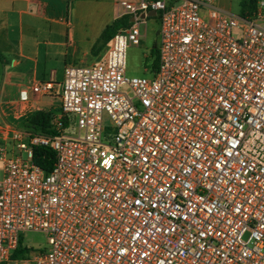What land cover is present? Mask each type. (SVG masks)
<instances>
[{
	"label": "built area",
	"instance_id": "built-area-1",
	"mask_svg": "<svg viewBox=\"0 0 264 264\" xmlns=\"http://www.w3.org/2000/svg\"><path fill=\"white\" fill-rule=\"evenodd\" d=\"M121 6L98 61L20 92L58 98L52 132L0 122V264H264V0ZM150 11L157 68L128 78ZM24 232L46 248L12 260Z\"/></svg>",
	"mask_w": 264,
	"mask_h": 264
},
{
	"label": "crops",
	"instance_id": "crops-1",
	"mask_svg": "<svg viewBox=\"0 0 264 264\" xmlns=\"http://www.w3.org/2000/svg\"><path fill=\"white\" fill-rule=\"evenodd\" d=\"M123 1L139 0H0V101L13 114L2 112L0 121H17L21 91L32 97L31 85L62 80L65 66L98 61L105 50L100 35L122 16ZM150 13L147 19L155 17ZM53 98L34 99L31 111L58 109L59 100L54 106ZM44 103L48 107L40 106Z\"/></svg>",
	"mask_w": 264,
	"mask_h": 264
},
{
	"label": "rangeland",
	"instance_id": "rangeland-1",
	"mask_svg": "<svg viewBox=\"0 0 264 264\" xmlns=\"http://www.w3.org/2000/svg\"><path fill=\"white\" fill-rule=\"evenodd\" d=\"M255 0H216V5L223 11L229 12L234 15H242L241 13L252 7V4ZM246 3V7L242 3ZM157 29L158 24L156 23V18L147 19L145 24L140 25L141 38L138 44H129L126 50V77H150L154 56L151 54V49L157 44ZM97 46L98 54H102V48ZM89 64V63H87ZM56 93L59 94L61 83V78L58 77ZM57 98H53L50 102L56 106L58 104ZM45 102H47L45 100ZM23 103L20 102L18 110L16 111L17 121L12 124L20 127L29 129L32 125L29 123V118L31 113L38 111H31L32 107L29 110L23 107ZM43 107H48L46 103L40 105ZM47 111H50L55 115L57 108H50ZM5 112L7 114L11 113V107L5 101H0V114ZM13 115V114H12ZM1 122V121H0ZM21 243L23 246L32 249H42L46 248V235L43 233H33V232H24L21 234ZM13 264V263H10Z\"/></svg>",
	"mask_w": 264,
	"mask_h": 264
},
{
	"label": "trees",
	"instance_id": "trees-1",
	"mask_svg": "<svg viewBox=\"0 0 264 264\" xmlns=\"http://www.w3.org/2000/svg\"><path fill=\"white\" fill-rule=\"evenodd\" d=\"M256 0L252 4V7L243 11L241 14H249L254 8H255ZM243 6L246 7V3H242ZM130 16L122 15L119 18H116L113 20L109 25H107L104 30L102 31L100 35V41L102 48H105L108 44L109 40L113 36L115 32H117L119 29H123L129 26L130 24ZM151 54L154 56L153 60V68L152 71H155L157 68V46H153L151 49ZM53 113L50 111H43L38 110L33 113H31L29 118V123L32 125L29 129H32L34 131L44 132V133H50L51 131V125L50 121L53 117ZM54 154L49 148L45 147H37L34 150V157L33 160L36 165H38L40 168H42L45 171H49L51 168V165L53 163ZM28 249L22 245L21 240L19 241L18 247L15 249V251L11 255V259L16 258H22L26 253Z\"/></svg>",
	"mask_w": 264,
	"mask_h": 264
},
{
	"label": "water",
	"instance_id": "water-1",
	"mask_svg": "<svg viewBox=\"0 0 264 264\" xmlns=\"http://www.w3.org/2000/svg\"><path fill=\"white\" fill-rule=\"evenodd\" d=\"M151 15H154L155 14V12L154 11H151V13H150Z\"/></svg>",
	"mask_w": 264,
	"mask_h": 264
}]
</instances>
